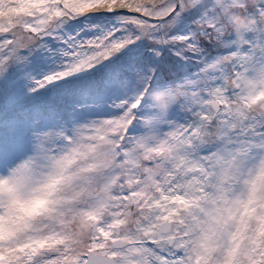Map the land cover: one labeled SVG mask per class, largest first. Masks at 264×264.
<instances>
[{"label": "snow or ice", "instance_id": "1", "mask_svg": "<svg viewBox=\"0 0 264 264\" xmlns=\"http://www.w3.org/2000/svg\"><path fill=\"white\" fill-rule=\"evenodd\" d=\"M0 264H264V0H0Z\"/></svg>", "mask_w": 264, "mask_h": 264}, {"label": "clouds", "instance_id": "2", "mask_svg": "<svg viewBox=\"0 0 264 264\" xmlns=\"http://www.w3.org/2000/svg\"><path fill=\"white\" fill-rule=\"evenodd\" d=\"M251 2H255V0H251ZM253 23L250 19L240 17V18H229L228 20V28L227 33L229 36L239 41L243 39L244 31ZM152 99L157 104H160L163 108L166 105V97L163 92L154 93Z\"/></svg>", "mask_w": 264, "mask_h": 264}]
</instances>
